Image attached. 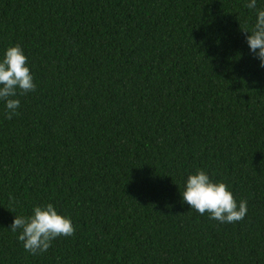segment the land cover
<instances>
[{
    "label": "trees",
    "instance_id": "16d2710c",
    "mask_svg": "<svg viewBox=\"0 0 264 264\" xmlns=\"http://www.w3.org/2000/svg\"><path fill=\"white\" fill-rule=\"evenodd\" d=\"M245 0H0L34 92L0 102V264H264V68ZM229 185L239 222L182 200ZM51 203L75 232L24 250L14 215Z\"/></svg>",
    "mask_w": 264,
    "mask_h": 264
},
{
    "label": "clouds",
    "instance_id": "9594fccd",
    "mask_svg": "<svg viewBox=\"0 0 264 264\" xmlns=\"http://www.w3.org/2000/svg\"><path fill=\"white\" fill-rule=\"evenodd\" d=\"M244 7L252 10L254 19L246 33L245 43L249 53L264 68V0H245ZM36 84L28 57L20 44L8 46L0 53V102L4 116L11 120L20 108L19 96L34 92ZM182 200L200 215L219 223L241 221L247 214V201L235 200L229 185L215 181L204 169L188 173L183 181ZM9 229L17 233V239L25 251L31 254L47 252L58 237H70L75 228L70 217L57 212L53 204L33 206L31 215H14Z\"/></svg>",
    "mask_w": 264,
    "mask_h": 264
}]
</instances>
